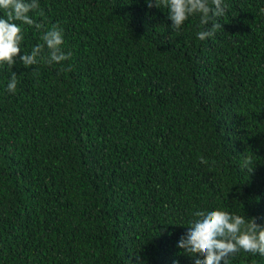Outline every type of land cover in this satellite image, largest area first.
<instances>
[{
	"label": "trees",
	"instance_id": "16d2710c",
	"mask_svg": "<svg viewBox=\"0 0 264 264\" xmlns=\"http://www.w3.org/2000/svg\"><path fill=\"white\" fill-rule=\"evenodd\" d=\"M224 3L200 40L199 14L177 32L145 0H39L71 57L17 58L15 93L0 66V264H193L196 211L264 226V0ZM42 35L24 25L20 55Z\"/></svg>",
	"mask_w": 264,
	"mask_h": 264
},
{
	"label": "clouds",
	"instance_id": "9594fccd",
	"mask_svg": "<svg viewBox=\"0 0 264 264\" xmlns=\"http://www.w3.org/2000/svg\"><path fill=\"white\" fill-rule=\"evenodd\" d=\"M148 7H163L168 9L171 28L179 31L189 16L199 14L200 24H211L210 28L197 32L200 40L215 35L223 28L218 18L226 13L227 5L224 0H145ZM0 9L5 15L0 17V66L7 65L11 71L7 83V91L15 93L19 83L17 74L12 66L17 58L26 67L41 61L51 65L62 63L71 57L70 52L62 48L64 32L58 24L51 27L41 19L37 21L30 13L43 17L39 0H0ZM39 10V11H38ZM19 21L20 23H16ZM24 25L42 31L41 43L34 45L31 52L22 50L24 41ZM65 70H70L65 69ZM36 75V73H33ZM202 163H207L201 157ZM251 158L246 157L243 167L249 172L253 170ZM194 219L189 221L187 231L180 237L177 247L183 253L194 257L193 264H229V257L243 250L253 255H264V226L257 223L255 217L233 214L226 210L215 208L198 210ZM173 264H179L174 260Z\"/></svg>",
	"mask_w": 264,
	"mask_h": 264
}]
</instances>
